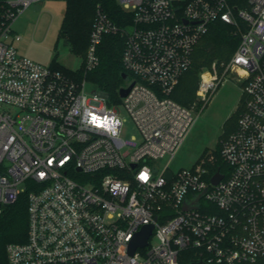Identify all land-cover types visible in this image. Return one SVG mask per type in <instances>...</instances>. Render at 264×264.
<instances>
[{"label": "built area", "instance_id": "built-area-1", "mask_svg": "<svg viewBox=\"0 0 264 264\" xmlns=\"http://www.w3.org/2000/svg\"><path fill=\"white\" fill-rule=\"evenodd\" d=\"M39 1L0 2V215L26 195L29 216L27 242L7 246V264H182L184 252L204 264H264V0H117L133 13L127 28L98 12L84 72L99 64L105 35L125 37L132 140L121 137L123 123L116 136L87 123L89 111L121 119L104 92L87 95L85 79L19 54L13 22ZM217 21L238 31L239 46L223 70H203L197 98L207 103L235 74L237 129L219 151L174 172L196 117L171 94ZM145 167L147 184L136 179ZM150 225L148 245L131 255Z\"/></svg>", "mask_w": 264, "mask_h": 264}, {"label": "trees", "instance_id": "trees-1", "mask_svg": "<svg viewBox=\"0 0 264 264\" xmlns=\"http://www.w3.org/2000/svg\"><path fill=\"white\" fill-rule=\"evenodd\" d=\"M65 2L66 10L60 36L68 39L74 52H81L84 56L90 46L91 33L97 22L99 11L106 14L121 28H127L133 24V13L125 10L117 0H65ZM239 41L240 34L234 27L221 21L212 23L209 31L194 49L191 68L181 77L171 97L181 105L190 108L197 101L201 72L214 63L223 70L235 54ZM125 46L126 39L121 34L105 35L98 47L99 64L88 73L84 72L83 66L76 75L70 74V76L80 80L92 79L98 84L100 90L108 95V101L118 103L121 101L119 91L127 83L123 79V75L128 73L123 64ZM51 67L66 74L72 73L67 72L56 60H53ZM239 116L240 113H237L229 120L223 139L237 129ZM217 168L223 170L224 166L219 165ZM28 225V199L26 195H23L17 202L5 208L0 215V264H7L9 244L27 242ZM193 262L198 260L190 252H184L182 264Z\"/></svg>", "mask_w": 264, "mask_h": 264}, {"label": "rangeland", "instance_id": "rangeland-1", "mask_svg": "<svg viewBox=\"0 0 264 264\" xmlns=\"http://www.w3.org/2000/svg\"><path fill=\"white\" fill-rule=\"evenodd\" d=\"M65 10V0H42L24 9L12 26L14 32L22 37L15 44L20 55L44 66H51L56 60L67 72H72L67 73L70 76L76 75L85 65L88 50L85 56L81 52H74L68 39L60 36ZM85 80L87 95H92L94 91L101 92L92 79ZM242 93V85L237 82L236 75L230 73L207 103L197 98L190 106L195 111L196 122L170 163L172 171L193 168L205 154L219 151L229 120L237 113L241 114ZM107 102L120 110V117L124 121L121 137L125 140L136 138V128L122 106V98L118 103L108 99ZM167 162L168 158L161 161V166ZM156 244L157 239L154 238L152 245Z\"/></svg>", "mask_w": 264, "mask_h": 264}, {"label": "clouds", "instance_id": "clouds-1", "mask_svg": "<svg viewBox=\"0 0 264 264\" xmlns=\"http://www.w3.org/2000/svg\"><path fill=\"white\" fill-rule=\"evenodd\" d=\"M222 19H224L226 22L228 21V17L226 15L222 17ZM236 63L237 64H241V63L247 64V60L244 57L238 55L236 57ZM239 74L241 76L247 75V73L243 70H240ZM198 94L202 95V93H198ZM87 117H88L87 123L90 126L96 129H102L105 132H108L109 134H111L112 136H116L118 134V128L123 123V121L120 118H118L115 115H109L107 112H105L104 115H99L95 111H89L87 113ZM136 179L140 181L141 183L147 184L151 179L150 169H148L147 167L141 169V171L137 174Z\"/></svg>", "mask_w": 264, "mask_h": 264}, {"label": "water", "instance_id": "water-1", "mask_svg": "<svg viewBox=\"0 0 264 264\" xmlns=\"http://www.w3.org/2000/svg\"><path fill=\"white\" fill-rule=\"evenodd\" d=\"M127 78H128V74L125 73L123 75V79L126 80ZM133 85H134V83H132L127 88L120 89V91H119L120 97L121 98L126 97L128 95V93L130 92L131 88L133 87ZM104 97H108V95L106 93H104ZM166 177L168 179H171L172 178V172L171 171L167 172ZM220 179H221V175L219 173H217L213 178V183L216 184ZM190 208H193V207H191L189 205H185L184 210H189ZM153 230H154V226H152V225L145 226L142 228V230L135 236V238L130 243L129 253L131 255H133L138 248H143V247H146L148 245V240L152 236ZM192 264H204V263L201 261H198V262H193Z\"/></svg>", "mask_w": 264, "mask_h": 264}]
</instances>
